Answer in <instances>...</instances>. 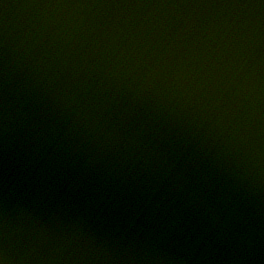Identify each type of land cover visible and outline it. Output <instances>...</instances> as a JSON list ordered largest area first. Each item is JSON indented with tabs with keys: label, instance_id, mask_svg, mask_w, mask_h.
Listing matches in <instances>:
<instances>
[{
	"label": "water",
	"instance_id": "1",
	"mask_svg": "<svg viewBox=\"0 0 264 264\" xmlns=\"http://www.w3.org/2000/svg\"><path fill=\"white\" fill-rule=\"evenodd\" d=\"M0 260L264 264V0H0Z\"/></svg>",
	"mask_w": 264,
	"mask_h": 264
},
{
	"label": "clouds",
	"instance_id": "2",
	"mask_svg": "<svg viewBox=\"0 0 264 264\" xmlns=\"http://www.w3.org/2000/svg\"><path fill=\"white\" fill-rule=\"evenodd\" d=\"M0 264H5V261L4 260H0Z\"/></svg>",
	"mask_w": 264,
	"mask_h": 264
}]
</instances>
